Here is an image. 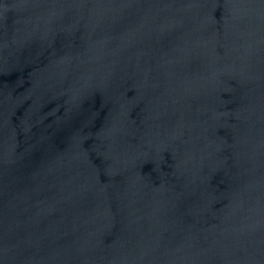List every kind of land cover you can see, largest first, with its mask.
Masks as SVG:
<instances>
[{
	"label": "water",
	"instance_id": "water-1",
	"mask_svg": "<svg viewBox=\"0 0 264 264\" xmlns=\"http://www.w3.org/2000/svg\"><path fill=\"white\" fill-rule=\"evenodd\" d=\"M0 264H264V0H0Z\"/></svg>",
	"mask_w": 264,
	"mask_h": 264
}]
</instances>
